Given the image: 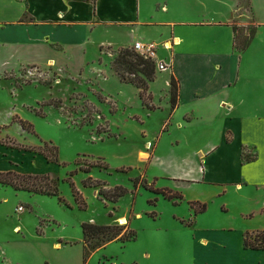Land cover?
<instances>
[{
  "label": "rangeland",
  "instance_id": "obj_1",
  "mask_svg": "<svg viewBox=\"0 0 264 264\" xmlns=\"http://www.w3.org/2000/svg\"><path fill=\"white\" fill-rule=\"evenodd\" d=\"M20 1L30 7L29 1ZM180 1L185 19L198 24L206 19L219 22L221 14L231 8L230 0ZM243 1L238 6L244 8L246 26L237 23L235 27L241 38L249 39L251 30L257 28V15L252 1ZM150 2L142 0L147 10ZM34 23L27 10L16 25L2 27L0 38L15 30L23 31L24 38ZM71 28L73 38L69 31L59 34L65 42L73 39L71 43L52 45L56 50L75 52H66L65 64L52 59L43 62L47 55L38 51L37 44L22 45L20 56L44 65L11 67L14 61L10 58L0 59L9 65L0 67V173L48 174L66 201L1 186L0 264H264V252L242 251L236 233L248 227H257L255 232L264 229V211L259 210L264 208V187L249 182L237 187L222 180L196 184L206 171L213 146L223 144L222 136L215 137L214 143H200L208 132L189 125L190 115L181 128L173 127L170 87H165L173 69L156 71L157 81L153 88L150 84L146 95L155 107L151 111L140 103L139 90L122 84L116 71L114 64L123 49L96 48L81 40L83 26ZM126 29L110 27L103 33L116 42ZM225 35L227 44L230 30ZM93 38L97 43L96 33ZM159 52L162 58L171 54L161 47ZM126 75L132 80L139 76ZM21 122L28 123L26 130ZM226 138L231 142L233 132H227ZM244 145V162L264 151L260 143ZM55 149L57 164L39 153L46 150L53 158ZM89 168L91 172L86 173ZM261 171L264 157L259 166L248 168L250 182H256ZM71 182L88 210H80ZM122 189L127 193L117 202L106 198ZM179 195L182 201L176 199ZM195 202L207 205L205 214L194 215L190 204ZM21 207L23 212L18 211ZM82 223L126 228L113 240L86 241ZM132 236L136 239H121ZM205 236L209 246L202 244Z\"/></svg>",
  "mask_w": 264,
  "mask_h": 264
},
{
  "label": "crops",
  "instance_id": "obj_2",
  "mask_svg": "<svg viewBox=\"0 0 264 264\" xmlns=\"http://www.w3.org/2000/svg\"><path fill=\"white\" fill-rule=\"evenodd\" d=\"M26 1H29V8L26 2L20 0H0V31L6 24L16 25L27 10L31 11L35 21L25 36L27 38H23V31L16 33L14 28L13 34L1 36L0 59L10 58L14 61L11 67L28 63L44 65L43 62L51 59L58 64H65L63 58L66 52H75L70 47L67 50H56L52 45L71 43L73 39L65 42L59 34L62 30L72 35L70 30L73 25L83 26L84 29L79 33L81 40L93 43L99 49L114 46L127 49L137 42L155 43L164 48V44L170 43L171 54L169 58H163L171 65L173 75L180 81L178 106L173 110V127L181 128L183 121H186L185 117L190 115L191 120L186 121L189 125L208 132L207 139H200V143H214L215 137L222 136L220 143L223 144L213 146V152L206 159V171H203L198 179L201 181L196 184L222 180L237 187L248 185V182L253 186L264 187L262 171L257 173L256 182H250L246 175L248 168L261 164L264 151L261 150L258 158L243 161L244 144L264 145V0H251L257 15L258 30L249 48L242 53L235 49L234 27L237 23L242 24L239 27L246 26L244 8L238 6L243 0H230L231 8L226 14H221V21L212 23L206 19L200 24L185 19L180 0H150L149 10L143 6L142 0ZM46 4L48 8L44 9ZM203 17L205 19V15ZM136 26L138 28L134 31L132 28ZM110 27H125L126 34L120 32L121 36L116 42L107 40L103 31ZM226 29L230 30L227 44L223 40L227 37ZM246 32L249 35L248 30ZM94 33L97 34V43L93 38ZM124 41H128V45ZM29 44H37L38 51L41 49L47 59L41 62L31 58L25 60L20 56L22 45ZM78 51L81 58L83 48ZM7 64L8 61H2L0 67L9 66ZM70 67L74 69L71 64ZM171 74L165 83L166 89L171 88ZM106 79L109 81V78ZM156 81L151 83L152 88ZM229 131L233 132L231 142L226 138ZM261 209L263 214L264 208ZM256 229L248 227L236 232L239 233L238 241L245 253L253 252L244 250L245 233L255 232ZM204 241L208 246L211 244L206 236L202 238V244L207 246Z\"/></svg>",
  "mask_w": 264,
  "mask_h": 264
},
{
  "label": "trees",
  "instance_id": "obj_3",
  "mask_svg": "<svg viewBox=\"0 0 264 264\" xmlns=\"http://www.w3.org/2000/svg\"><path fill=\"white\" fill-rule=\"evenodd\" d=\"M234 31L236 34L235 40V49L242 53L245 52L249 46L251 45L253 39L257 34V28H254L250 32L249 39L241 38L240 32L237 27H234ZM116 71L120 76L122 83H128L133 85L139 90V97L144 107H147L149 110H155V107L148 102L147 93L150 91V84L155 82L156 80V65L154 62L150 60H146L141 57L138 53L135 52L134 49H123L116 60L115 64ZM139 74L136 75L135 79H129L126 74ZM170 104L172 110H175L178 106L179 94H180V83L173 76L170 81ZM22 128L27 129L28 123L21 122ZM28 151H34L32 149H27ZM53 158L50 157V154L44 150L40 151V154L45 155L48 158L50 163H58L57 149ZM106 169H109V165H105ZM92 168L85 170L86 173H90ZM76 174H71V177ZM0 186L3 187H11L16 191H24L33 193L36 195L49 196V197H58L59 200L63 203H66L65 199L61 196L60 191L57 187V183L52 177L48 174L46 175H20L13 171L7 173H0ZM71 186L73 188L75 200L80 207V210H88V205L86 201H83L81 198V194L76 189L75 183L71 182ZM126 190L122 189L119 194H115L110 197L107 196L110 201L117 202L120 198H123L126 195ZM166 197V199L174 200L172 197H167V195L163 192H159ZM178 201H182L183 197L179 195L176 198ZM151 201H149L150 203ZM151 204V203H150ZM191 209L194 211L195 216H199L205 214L207 211V205L201 204L199 202L191 203ZM82 230L85 240L88 239H98L103 238L106 240H113L119 236H121V231L126 227H114V226H104V225H96L94 223H82ZM124 242H129L135 240L136 237H128L121 238ZM244 250H250L255 252H264V229L256 232H248L244 236L243 243ZM86 261V258H85Z\"/></svg>",
  "mask_w": 264,
  "mask_h": 264
},
{
  "label": "built area",
  "instance_id": "obj_4",
  "mask_svg": "<svg viewBox=\"0 0 264 264\" xmlns=\"http://www.w3.org/2000/svg\"><path fill=\"white\" fill-rule=\"evenodd\" d=\"M166 50L171 51L172 45L164 44L163 45ZM171 46V47H170ZM134 50L138 53L141 57L145 58L146 60H150L155 63L156 70L159 72H166L171 69V65L167 63L165 58L161 57L159 52L160 47L155 43H144V42H137L134 44ZM18 211L23 212L24 208H18Z\"/></svg>",
  "mask_w": 264,
  "mask_h": 264
},
{
  "label": "bare ground",
  "instance_id": "obj_5",
  "mask_svg": "<svg viewBox=\"0 0 264 264\" xmlns=\"http://www.w3.org/2000/svg\"><path fill=\"white\" fill-rule=\"evenodd\" d=\"M120 221H121L122 224H126V223H127V220H126L125 218H122ZM203 243H204L205 245L207 244L206 241H204Z\"/></svg>",
  "mask_w": 264,
  "mask_h": 264
}]
</instances>
